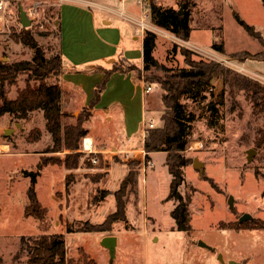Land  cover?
Wrapping results in <instances>:
<instances>
[{"label":"rangeland","instance_id":"rangeland-1","mask_svg":"<svg viewBox=\"0 0 264 264\" xmlns=\"http://www.w3.org/2000/svg\"><path fill=\"white\" fill-rule=\"evenodd\" d=\"M33 1L6 0L0 27L1 60L29 59L34 53V48L14 36L24 27L19 21V6L31 19L25 28L46 56L58 52L60 45L61 49L84 56L108 52L115 48L121 35L125 46L138 47L139 41L131 38L133 33L140 36L128 19L132 16L148 24L144 33L150 30L156 34L154 55L166 68L176 70L186 65L178 47L184 46L194 51L191 59L217 62L264 85V60L231 56L242 50L251 54L264 51L259 41L235 19L238 14L264 36L262 0H152L163 7L189 10L191 31L187 40L155 27L147 0H38L34 9ZM219 42L223 43L224 53L211 46ZM114 58L112 55L108 60ZM120 63L129 64L123 60ZM136 73L144 78L142 67ZM23 78L19 76L9 87L8 97H16L17 89L24 84ZM57 80L52 77L48 81ZM151 86L153 98L147 116L154 118L157 128L162 125L161 87L156 83ZM220 92L223 102L216 105L218 111L214 113L208 102L217 99ZM181 101L194 115L183 152L190 161L182 167L183 182L178 187L188 199L189 232L174 227L170 210L175 202L167 197L170 174L159 163L154 165L157 175L148 174L145 186L127 185L123 218L106 223L104 230H82L104 222L116 211L114 192L124 177L113 184L106 182L108 188L100 184L102 173L97 168L104 165V160L83 150V137L77 152L82 164L92 171L72 180L63 164L43 165L36 175L35 191L44 215L41 218L26 215L29 171L37 169L41 157H63L66 151L63 146L60 151H47L51 149L52 138L45 129L41 109L29 112L25 118L9 113L0 115V264H28L25 253L15 256L20 238L41 234H60L71 264H222L218 254L225 264L229 260L264 264V147L254 143L264 127V109L254 107L243 89L231 91L220 78L211 79V84L196 99L183 97ZM79 112L66 114L68 117L62 119V124L75 123ZM93 127V133L102 141L108 142L111 140L108 137L115 135L113 125L108 123L94 121ZM5 129L11 131L6 134ZM251 149L254 152L248 160ZM91 156L96 157V162L91 161ZM194 157L201 163L200 168L193 166ZM155 159L157 162L160 154ZM141 168L142 164L135 169L138 174L141 170V175L149 170ZM229 195L232 207L228 204ZM243 213L250 218L239 221ZM105 235L117 237L112 260L100 243ZM199 241L214 250L199 245Z\"/></svg>","mask_w":264,"mask_h":264},{"label":"trees","instance_id":"trees-1","mask_svg":"<svg viewBox=\"0 0 264 264\" xmlns=\"http://www.w3.org/2000/svg\"><path fill=\"white\" fill-rule=\"evenodd\" d=\"M264 1V0H262ZM149 16L151 22L164 28L175 36L187 40L190 35V14L187 8L179 13L178 8L171 6L163 7L152 0H147ZM184 4V3H183ZM59 17V11H58ZM57 17V18H58ZM236 21L251 36L256 38L264 47V36L256 30L253 25L246 23L238 14H235ZM58 30V23H57ZM15 38L25 45L34 48V53L29 59L17 61H3L0 59V115L4 113L13 114L20 118L28 116L29 112L41 109L45 120V129L52 138L51 149L47 151L56 152L63 149L66 151L63 157L48 156L41 157L37 169L29 171L30 181L26 190L27 204L24 207L26 215L41 218L44 211L35 191L36 175L39 169L47 163L63 164L65 168H74L78 165L80 154L77 152L79 141L84 137L86 131L83 122L89 116L87 109L80 110L75 123L62 124V113L60 106L61 89L58 82H49V78L58 79L62 69V57L60 52L46 56L43 48L38 45L35 37L27 28L15 33ZM156 34L146 30L142 41V70L145 72L146 83H156L161 87L162 125L158 126L155 132L145 142L147 152L164 151V163L170 174L169 189L167 197L175 202L170 210V216L174 221V227L178 230L189 232L190 212L188 199L178 190L183 182L182 167L190 160L183 152L188 144V136L191 121L194 119L193 112L187 110L186 103L181 101L183 97L196 99L201 96L203 91L211 84V79L220 78L224 85L229 86L231 91L243 89L254 107L264 109V85L257 80L240 74L234 70L222 66L213 61L194 60L191 54L194 51L178 46L180 53L184 56L185 66L176 70L168 69L158 61L154 55ZM212 48L224 53L223 43H212ZM177 45L174 44L173 48ZM238 59L255 57L264 60V51L251 54L246 50L236 51L231 54ZM134 63L124 65L115 62L111 68L105 69L102 80L94 88V96L89 101L88 107L91 108L98 102L100 93L106 86L109 76L114 70H135L141 68ZM23 75L24 84L17 89L15 98L8 97L9 87L15 84L19 76ZM138 77L141 78L140 74ZM222 92L215 100H210L208 105L215 113L218 111L217 104L222 103ZM153 130V131H154ZM255 145L264 147V127L259 130V135L255 139ZM135 171L130 169L120 183V187L114 192L116 211L109 214L105 221L99 224L90 225L85 231H98L106 229V223L125 215V199L127 185L134 183ZM25 253L28 264H71L65 256L64 240L60 234H41L36 237H21L20 248L15 253L19 256Z\"/></svg>","mask_w":264,"mask_h":264},{"label":"crops","instance_id":"crops-1","mask_svg":"<svg viewBox=\"0 0 264 264\" xmlns=\"http://www.w3.org/2000/svg\"><path fill=\"white\" fill-rule=\"evenodd\" d=\"M82 3L91 4L90 2ZM128 19L136 26V30L140 33V36L137 33L131 35L133 40L139 41H137L139 44L138 47L125 46L122 35L112 50L101 53H90L87 56L61 49V45L59 46V52L62 57V69L57 82L61 89V111L67 114L69 112L74 114L76 111L83 109L89 111L88 118L83 122V127L86 131L83 138L89 139L92 151L90 153H95L100 156L104 160V165L106 162L109 163V166L103 165L97 168V172L102 173L100 175V184L105 188H108L107 183L113 184L120 179L122 180V177L130 169L135 171L134 185L136 184L137 186L140 183H142V186H145L148 174L149 177L157 175L158 171L154 166L156 163H159L160 167H164V170H167L164 163L165 152H147L144 146L145 143L141 136L142 120L145 117L149 118L147 115L150 111L149 104L153 98V86H151L150 91L146 92L144 86L147 83L142 77H138L135 70L112 71L106 86L100 93L98 102L93 107H88L89 101L94 96L96 84L104 77L105 69L111 68L114 63L113 60L119 63L120 60H123L128 63H134L138 67L142 66V41L144 31H141L136 24L139 18L128 16ZM104 23L107 22L104 21ZM155 27L158 28L156 25ZM112 55L115 58L112 61L108 60V57ZM132 59L136 60L133 61ZM151 108L153 109L154 107L152 106ZM65 115H63L62 119L68 117ZM151 118L154 119L153 117ZM94 121L113 125L115 135L108 137L111 140L107 142L96 137L93 133ZM143 149H145L146 154L142 153ZM157 154H160V159L156 162L155 158ZM141 164V169L149 168L146 174L141 175V170L138 174L137 170H135ZM64 170L74 180L76 176L91 172L92 168L84 166L80 158L76 167L64 168Z\"/></svg>","mask_w":264,"mask_h":264},{"label":"water","instance_id":"water-1","mask_svg":"<svg viewBox=\"0 0 264 264\" xmlns=\"http://www.w3.org/2000/svg\"><path fill=\"white\" fill-rule=\"evenodd\" d=\"M18 10H19V21H20L21 25L24 27L29 26L31 20L27 16L26 11L21 6H19ZM181 12H182V10L179 9V13H181ZM10 131H11V129H5L6 134L9 133ZM253 152H254L253 149H251L248 152V154H247L248 160L251 158V155ZM193 166L196 168H200V166H201V163L198 161V159L196 157L193 158ZM228 204L230 207H232V196L231 195L228 196ZM247 218H250V215L248 213H243L239 217V221H243ZM116 241H117V237L115 235H105L100 240V243L108 250L110 260L113 259L114 254H115ZM198 243H199V245L204 246L210 250H214L212 246H210V245H208L202 241H199ZM218 258L220 259L222 264H225L223 259H222L221 254H218ZM228 264H241V263L234 261V260H229Z\"/></svg>","mask_w":264,"mask_h":264},{"label":"built area","instance_id":"built-area-1","mask_svg":"<svg viewBox=\"0 0 264 264\" xmlns=\"http://www.w3.org/2000/svg\"><path fill=\"white\" fill-rule=\"evenodd\" d=\"M40 1L38 0H34L33 1V6L32 8H36L37 4ZM5 6H6V0H0V27L3 23L4 17H5ZM27 16L28 13L26 12ZM31 20V19H30ZM138 28L141 31H144V28H148V24L145 23V21L143 19H140L136 22ZM144 90L146 92L151 90V84L147 83L144 86ZM154 128H156V125L154 123V120L152 118H143L142 120V129H141V136L143 139V142L145 143L148 139H150V137L152 136L153 130ZM82 144H83V150L87 151L88 153L92 152L91 151V145H86V138L82 139ZM145 146V145H144ZM144 154H146L145 149H143ZM91 161L96 162V157L91 156Z\"/></svg>","mask_w":264,"mask_h":264},{"label":"bare ground","instance_id":"bare-ground-1","mask_svg":"<svg viewBox=\"0 0 264 264\" xmlns=\"http://www.w3.org/2000/svg\"><path fill=\"white\" fill-rule=\"evenodd\" d=\"M86 144L89 145V139L88 138L86 139Z\"/></svg>","mask_w":264,"mask_h":264}]
</instances>
